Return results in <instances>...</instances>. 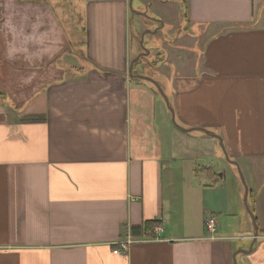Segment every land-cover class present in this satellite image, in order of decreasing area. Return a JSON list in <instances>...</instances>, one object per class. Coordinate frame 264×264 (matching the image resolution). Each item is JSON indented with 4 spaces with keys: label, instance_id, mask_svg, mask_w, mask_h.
I'll return each mask as SVG.
<instances>
[{
    "label": "crops",
    "instance_id": "obj_1",
    "mask_svg": "<svg viewBox=\"0 0 264 264\" xmlns=\"http://www.w3.org/2000/svg\"><path fill=\"white\" fill-rule=\"evenodd\" d=\"M79 4L87 63L43 69L20 104L0 89V264H264L250 217L221 224L242 214L234 162L264 217V0ZM148 24L161 48L142 47Z\"/></svg>",
    "mask_w": 264,
    "mask_h": 264
},
{
    "label": "rangeland",
    "instance_id": "obj_2",
    "mask_svg": "<svg viewBox=\"0 0 264 264\" xmlns=\"http://www.w3.org/2000/svg\"><path fill=\"white\" fill-rule=\"evenodd\" d=\"M77 3L78 0L76 3L74 0H0V89L10 94L17 104L33 92L36 84L29 88L26 86L43 69L44 76L51 78L52 74L56 73V64L60 66L67 62L78 67L80 61L87 63L89 58L87 7L83 8ZM137 6L138 1L130 7L132 15L138 10ZM143 12L153 18L152 7H145ZM79 14L82 15V23ZM176 22L173 21L175 24ZM144 30L147 34L144 35L142 47L146 51H150L152 47L161 48L163 39L159 36V26L148 24ZM151 32H157L158 35L154 36ZM134 44L137 46L133 42ZM167 98L169 99L168 96ZM227 173L229 184L232 183L236 188V196L238 199L241 198L243 208L240 217L230 219V223L223 220L221 224L226 226L223 228L228 230L227 227H233L234 234L240 235V231L246 229V222L251 218L252 234H256V226L258 232L263 233L264 217L260 225L253 211L251 197L248 196L245 202V184L249 187V183L242 167L238 164L237 169L234 167L231 174L228 171ZM260 205L263 206L264 216V196L260 197ZM248 208L253 211V217ZM253 218L256 219V226ZM218 228L220 232L222 228Z\"/></svg>",
    "mask_w": 264,
    "mask_h": 264
},
{
    "label": "water",
    "instance_id": "obj_3",
    "mask_svg": "<svg viewBox=\"0 0 264 264\" xmlns=\"http://www.w3.org/2000/svg\"><path fill=\"white\" fill-rule=\"evenodd\" d=\"M136 59H138V57H137ZM133 63H134V61L131 63V70H132V67H133ZM138 76L141 77V78H144V79H147V80L153 82V83L157 86L158 90L160 91V93H161L162 96L164 97V99H165L167 105L170 107V109H171V111H172L173 121L175 122L174 110H173V108L170 106V101H169V99L167 98V96H166V94H165V92H164L162 86H161V85H160L155 79H153L152 77L145 76V75H138ZM201 130L204 131V132L207 133V134H212V133H210V131H208L207 129L202 128ZM213 135H214V134H213ZM214 136H216V137L219 139V141H220V145H221V147H222L223 150H224V153H225V157H226V159H227L228 161H231V159H230L228 153L226 152V149H225V146H224V144H223V140H222V138H221L219 135H214ZM232 162H233V161H232ZM234 163L238 166V163H236V162H234ZM242 179H243V182L245 183V180H244V177H243V176H242ZM245 188H246L245 202H247V197H248V193H249V187H247V185L245 184ZM248 211H249L250 215L253 217V216H254V215H253V211H252L250 208H248ZM253 222H254V224H255V226H256V219H255V218H253ZM255 235H258V228H257V226H256V234H255Z\"/></svg>",
    "mask_w": 264,
    "mask_h": 264
},
{
    "label": "built area",
    "instance_id": "obj_4",
    "mask_svg": "<svg viewBox=\"0 0 264 264\" xmlns=\"http://www.w3.org/2000/svg\"><path fill=\"white\" fill-rule=\"evenodd\" d=\"M207 225L209 227V230L211 231V233L216 231V221L214 218L210 217L207 220ZM161 228L157 227V230L159 231ZM137 241V239H135L133 236H127L125 239H122L119 241L118 246L114 249L115 253H119L123 256H126L130 245Z\"/></svg>",
    "mask_w": 264,
    "mask_h": 264
},
{
    "label": "trees",
    "instance_id": "obj_5",
    "mask_svg": "<svg viewBox=\"0 0 264 264\" xmlns=\"http://www.w3.org/2000/svg\"><path fill=\"white\" fill-rule=\"evenodd\" d=\"M157 226V221H149L147 223H145L143 226H137V227H133V231L135 233H146V234H150L153 232L154 227ZM150 231V232H148Z\"/></svg>",
    "mask_w": 264,
    "mask_h": 264
}]
</instances>
